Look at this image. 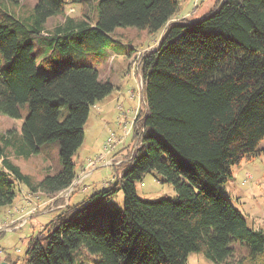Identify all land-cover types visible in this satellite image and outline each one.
Wrapping results in <instances>:
<instances>
[{"label":"trees","instance_id":"trees-1","mask_svg":"<svg viewBox=\"0 0 264 264\" xmlns=\"http://www.w3.org/2000/svg\"><path fill=\"white\" fill-rule=\"evenodd\" d=\"M91 1L39 0L25 18L0 5V113L19 133L0 137V208L12 207L23 185L50 200L74 184L91 108L113 92L99 70L102 51L117 43L111 34L162 31L140 63V146L114 182L29 240L24 264H187L192 253L214 264H264V231L221 192L264 140V0H217L195 21L174 19L178 0H94L93 17L65 15L67 4ZM58 15L64 21L45 31ZM55 142L61 167L38 182L7 154L30 157ZM153 171L175 198L138 195ZM120 191L122 208L113 206Z\"/></svg>","mask_w":264,"mask_h":264},{"label":"rangeland","instance_id":"rangeland-1","mask_svg":"<svg viewBox=\"0 0 264 264\" xmlns=\"http://www.w3.org/2000/svg\"><path fill=\"white\" fill-rule=\"evenodd\" d=\"M38 1L20 0L16 5L10 0H0V5L25 18L33 13ZM178 1L181 4V11L174 19L195 21L214 9L217 0ZM94 12V0L83 6L67 4L65 7V15L74 18L85 15L93 17ZM63 21L62 15L50 18L45 31H51ZM161 36L162 31L151 34L130 27L118 28L111 34L117 43L114 48H105L102 51L99 70L100 81L110 82L113 85V92L91 108L85 126L83 145L73 157L78 177L69 188V197L66 195L67 191L61 193L52 197V202L48 206L45 205L48 201L45 194L33 193L23 185L15 204L12 207L0 208V221L4 222L7 219L11 221L18 217L17 209L21 207L25 212L32 211L33 214L25 219L24 227L12 228L0 237V264H24L29 240L47 234L50 222L56 218L58 211L61 213L69 206L72 195L74 196L71 206H74L114 182V178L118 177L129 164V159L139 143L136 131L141 132V125L138 119L146 106L140 63L147 52L158 46ZM121 44L123 51L116 53ZM131 48H133L131 54L127 55L125 51ZM9 131H13L11 135L13 140L17 141L19 133L16 122L0 113V137L7 136ZM112 134H115V140L108 152L105 147ZM7 154L34 182L41 181L47 175L56 174L61 167L58 142L43 146L41 153L30 157L18 154L17 156L11 148L7 150ZM100 156H103L102 160H99ZM90 161L96 162V168L87 171ZM83 167L86 168L81 174ZM233 173L234 178L222 187L221 192L246 216L251 227L264 231V140L255 155L244 160L241 165L233 167ZM137 192L145 200L173 199L177 195L174 186L163 181L155 171L148 173L142 182L137 183ZM62 205H65V208L60 209ZM113 206L119 208L124 206V192H119ZM10 210L14 217L9 215ZM187 264L214 263L203 254L192 253Z\"/></svg>","mask_w":264,"mask_h":264},{"label":"built area","instance_id":"built-area-1","mask_svg":"<svg viewBox=\"0 0 264 264\" xmlns=\"http://www.w3.org/2000/svg\"><path fill=\"white\" fill-rule=\"evenodd\" d=\"M114 140H115V134H112L106 143V147H105L106 151H108V152L110 151L112 144L114 143ZM102 158H103V156H100L99 160H102ZM91 168H93V169L96 168V162L95 161L89 162V164L87 166V171ZM66 195H68V197H69V189L67 190ZM17 212H18L19 216L14 218L13 220L9 221L7 219V221H4V222L0 221V237L4 233L12 230V228L19 229V228L24 227V224L26 223L25 219L33 214L32 211L25 212L24 209L17 210ZM9 215L14 217V214H12L10 211H9ZM16 224H18V225H16Z\"/></svg>","mask_w":264,"mask_h":264},{"label":"crops","instance_id":"crops-1","mask_svg":"<svg viewBox=\"0 0 264 264\" xmlns=\"http://www.w3.org/2000/svg\"><path fill=\"white\" fill-rule=\"evenodd\" d=\"M0 161H1V160H0ZM85 168H86V167H83L82 171H83ZM82 171H81V172H82ZM81 172H80V173H81ZM86 192H88V189H87ZM73 199H74V198H73ZM51 202H52V200L50 199V200H48V201L45 203V205L48 204V206H49V205L51 204ZM69 202H70L69 205L71 206V204H72V197H71V200H70ZM66 204H68V203H65V205H66ZM13 205H14V204H13ZM65 205L60 206V209L65 208V207H64ZM48 206H47V207H48ZM58 214H60L59 211H58Z\"/></svg>","mask_w":264,"mask_h":264}]
</instances>
